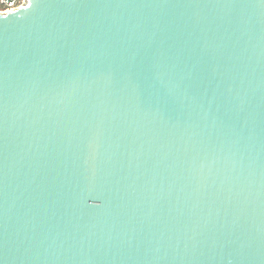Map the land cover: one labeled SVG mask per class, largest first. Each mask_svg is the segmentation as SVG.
Masks as SVG:
<instances>
[{
	"label": "water",
	"instance_id": "1",
	"mask_svg": "<svg viewBox=\"0 0 264 264\" xmlns=\"http://www.w3.org/2000/svg\"><path fill=\"white\" fill-rule=\"evenodd\" d=\"M0 264H264V0L0 13Z\"/></svg>",
	"mask_w": 264,
	"mask_h": 264
},
{
	"label": "built area",
	"instance_id": "2",
	"mask_svg": "<svg viewBox=\"0 0 264 264\" xmlns=\"http://www.w3.org/2000/svg\"><path fill=\"white\" fill-rule=\"evenodd\" d=\"M25 3V0H0V13H8L18 9Z\"/></svg>",
	"mask_w": 264,
	"mask_h": 264
}]
</instances>
